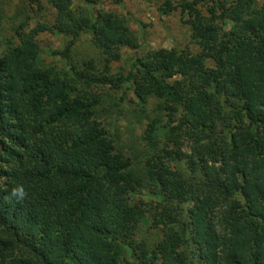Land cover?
<instances>
[{
	"label": "trees",
	"instance_id": "trees-1",
	"mask_svg": "<svg viewBox=\"0 0 264 264\" xmlns=\"http://www.w3.org/2000/svg\"><path fill=\"white\" fill-rule=\"evenodd\" d=\"M27 1L48 18L0 53V264H264V0L162 1L197 50H146L116 76L137 46L123 15ZM40 33L65 39L57 71L39 64ZM81 34L100 69L70 60ZM122 83L146 121L141 177L95 115L91 88ZM17 184L27 197L5 201Z\"/></svg>",
	"mask_w": 264,
	"mask_h": 264
},
{
	"label": "rangeland",
	"instance_id": "rangeland-1",
	"mask_svg": "<svg viewBox=\"0 0 264 264\" xmlns=\"http://www.w3.org/2000/svg\"><path fill=\"white\" fill-rule=\"evenodd\" d=\"M71 1L73 6L83 5L82 0ZM162 1L164 0H122L120 5H115L108 0H101L96 5L104 11L123 15L137 40L135 48H121L120 58L108 64L111 75L116 76L118 73L126 72L132 58L146 50L171 47L176 50L186 49L191 53L197 50L194 44L189 43L187 25L181 20L182 13L177 8L168 14H162L158 9ZM170 1L177 3L180 0ZM47 18L48 15L37 12L35 5L27 0H0V53L10 44L15 43L14 29L19 23L24 25V28ZM37 41L40 65L55 71L64 66L58 56V52L65 43L62 35L40 33ZM69 56L70 60L77 64L92 61L99 69L103 60V55L90 43L87 34H81L77 38L70 49ZM91 89L98 101L95 115L103 124L115 150L129 160V169L141 177V167L144 166V161L150 155L151 149L142 137L145 118L132 103L130 91L126 90L125 83L113 89L106 86ZM155 105L156 101L151 99L145 108V113L154 116ZM144 235L147 242L151 244L158 237V232L149 230ZM127 260V252L124 251L120 254V264H125Z\"/></svg>",
	"mask_w": 264,
	"mask_h": 264
},
{
	"label": "clouds",
	"instance_id": "clouds-1",
	"mask_svg": "<svg viewBox=\"0 0 264 264\" xmlns=\"http://www.w3.org/2000/svg\"><path fill=\"white\" fill-rule=\"evenodd\" d=\"M27 192L22 184H17L13 187L10 193L3 197V199L9 203L15 199L17 202L24 200L27 197Z\"/></svg>",
	"mask_w": 264,
	"mask_h": 264
}]
</instances>
